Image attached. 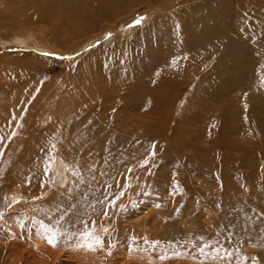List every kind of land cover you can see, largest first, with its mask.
Masks as SVG:
<instances>
[{
    "label": "rangeland",
    "instance_id": "374dc122",
    "mask_svg": "<svg viewBox=\"0 0 264 264\" xmlns=\"http://www.w3.org/2000/svg\"><path fill=\"white\" fill-rule=\"evenodd\" d=\"M113 1L0 0V109L12 108L14 98L37 83L82 98L63 119L55 118L52 106L25 115L38 128L63 125L51 132L57 146L47 151L48 175L40 172L29 185L10 179L0 190V264H49L36 221L57 232V239L70 223L66 216L57 223L62 215L51 209L58 194L83 180L77 156L89 150L60 144L70 132L67 119L86 109L97 114L90 127L101 118L102 130H115L111 135L120 145L106 140L103 148L117 153L100 159L123 166L124 184L116 207L86 222H95L91 231L108 251L118 247L112 260L85 248L79 237L73 250L54 249L68 252L51 264H71L79 251L105 264H244L241 256L247 264H264V215L250 217L264 213V0ZM153 143L156 155L142 167ZM13 201L19 202L8 208ZM81 221L76 218L72 228ZM126 223L134 228L125 233L131 242H110ZM143 227L147 231L138 235ZM217 240L235 251L231 261L211 249L200 255L198 246ZM152 241L160 244L152 248ZM165 248L170 258L160 260Z\"/></svg>",
    "mask_w": 264,
    "mask_h": 264
},
{
    "label": "bare ground",
    "instance_id": "6f19581e",
    "mask_svg": "<svg viewBox=\"0 0 264 264\" xmlns=\"http://www.w3.org/2000/svg\"><path fill=\"white\" fill-rule=\"evenodd\" d=\"M115 1H117V0H114L113 2H115ZM97 4L99 5L98 2H97ZM238 47H239V45H238ZM94 82L95 81H93V83ZM95 83H94V87H95ZM39 84L40 83H37L36 85L31 86L32 88L26 94H18V97L14 98V100L12 101L14 103V105H12L13 106L12 108H14L13 110H11L12 108L6 110L5 106L2 109H0V136L4 137V141L0 142V149L3 150V155H0V180H1L0 181V184H1L0 190L1 191L3 189L2 187L5 186L4 184L6 182H8L10 179L13 180V183H19L20 181L27 183L29 181V178H31V183H35L38 181V179L40 178V172L44 171V167H45V159L43 158V156H45V154H47L49 151H51L50 149H52V145L55 144V142H53L55 140L54 139L55 135L52 134L51 132H54L53 129H55V127H57V124L59 125V129L63 125V124H60L56 121L57 124L54 125V124H51L52 123L51 122L50 125H48V127L46 129L38 128V126L35 125L34 123H32V121L31 122H25L24 121L25 115H27V117H28V115H30V114L33 115L38 110H39L38 112H43L41 114H44L45 109L43 110V107L44 108L45 107L51 108V106H52L54 116L57 114V116H55V118L58 117L60 119H63L64 116H62V115L67 114L66 111H70V110L72 111L75 106L76 107L80 106L77 103V102L80 103V101L82 100V98L80 96L79 97L78 96L74 97L73 95L69 96L68 93L64 94L65 92L64 93H62V92H57V93L55 92L54 93V91L52 92V90H46L45 85H39ZM43 84H44V82H43ZM90 84H91V82H90ZM98 85L99 84H97L96 86H98ZM101 85H103V84L101 83ZM120 85L121 84H119L118 87ZM50 91L54 94L51 95L49 93ZM101 91H102V89H101ZM100 94H101V92H100ZM87 99L90 100L89 97ZM102 99H99V100H102ZM29 100H33L32 104H34V105H31L28 108L27 104H28ZM104 100H106V99H104ZM26 105H27V107H26ZM47 111H50V110H46V112ZM81 112L82 113L79 117L74 118L75 117L74 116L73 118L67 119L68 125L70 124V132L68 133L67 137L65 136L66 139L63 141L62 144H60V146H62L64 148H66V146H67V147L71 148L72 150L78 149L75 152H77V151L82 152V151H86V150H89V152H83V156H79L80 154H78V156H77V158L83 163L82 166L79 165V166H81L79 169L81 170V177H83V180L79 182V179H78L79 183H77L74 188H71L70 190L67 188L68 190H66L65 193L58 194L57 205L51 209L52 213H54L55 215L58 214V215L68 217L70 219V223L67 222L68 227L62 230V235H60L61 237H58L56 246H51L46 241L47 244L45 246V249H46V255H47L48 259H50L49 264H51V262H53V259L58 258L62 255L63 256L67 255L68 251H65V252L63 251L62 253L59 252L58 254H55L53 250L58 248V247L67 248V249L71 248V250H73L76 247L75 244L77 243L79 237H83V239L85 240V242H86L85 248H88L87 245L89 243H93L92 240H90L89 238H87L85 236H82L80 234L81 232H79L77 230V229H81L84 231L83 226L79 227L76 225L75 229H74V228H72L73 225H71V223H76V218L78 219V221H81L83 219H86L84 221H87V219H94V218L96 219V217L101 216V214L105 210V206L102 203H100V201H103L106 195L109 196V198H110L111 193H113V192L118 193L119 189H121L124 186L123 177H122V167L123 166L117 162L106 163L100 159L103 157H108L112 153H117V151H114V150L107 151V150H104L105 148H103L106 140H109V141L111 140L113 142V147L117 143L120 145L119 142L115 141V139L113 137L114 135L113 136L111 135V132L113 134L116 133L115 130H114V132L111 129L108 130V128L107 129L105 128L104 130H102V125H104V124H102L103 122L101 123V121H99V120H101V118L96 119V121H95L96 126L91 125V127H90L88 121H90L92 118H95L96 117L95 115H97V114H92V112H90L91 115H89V112H87V109L84 111H81ZM48 113L50 114V112H47L46 114H48ZM13 116H15L17 118H20L22 116L23 119L18 123L17 120L12 119ZM98 117H99V115H98ZM8 118H11V119H8ZM118 118H117V116H113L112 119H115L116 121H118ZM51 119H53V118H51ZM33 121H34V119H33ZM108 121H112V120H110V118H109ZM62 122H64V120H62ZM90 123L92 124L91 121H90ZM35 126H37V127H35ZM103 128H104V126H103ZM63 129H65V128H63ZM13 131L16 132V135L14 137H12ZM68 131H69V129H68ZM66 140H67V142H66ZM95 147H97L99 149L94 150ZM133 149L134 148H132V149L130 148L128 150V152L137 153V154H139L141 152V150L140 151H134ZM128 152L126 154H123L122 156L124 157V156L128 155ZM118 153L120 154V152H118ZM132 168L134 170L137 169V167H135V166H133ZM78 173H80V172H78ZM62 176H63V174H62ZM58 178H59V176H58ZM141 180L142 179H140V181ZM106 186H111V187L106 188ZM0 194H1V192H0ZM247 204L250 205L249 203H247ZM247 204L245 206L246 208L248 207ZM251 206H252V204H251ZM256 206L255 207L253 206V207L256 208ZM109 208L110 207H108V209ZM247 210H249V209L247 208ZM246 211H245V213L248 214L247 213L248 211L247 212ZM251 211H253V210H250V212ZM250 215H251L250 217H252V218H254V220H256V218H258V217H261V216L263 217L264 213H262V209H261L258 211L257 210L253 211ZM53 221L54 220H52V223H53ZM84 221H81V222H84ZM97 222H99V221L97 220ZM248 222H250V221L248 220ZM248 225H250V224L248 223ZM117 229H118V232L114 234V235L117 234V236L112 237L110 242H113V240H116L117 245H123V243L125 244V241H128V243L131 242L132 237H128V235H130V234L126 235L125 233H126L127 229H129V231L131 233L132 230L134 229L133 225L126 223L125 225H123L122 228L118 227ZM57 230H59V229H57ZM99 230L101 232V229H99ZM143 231H147V230H145V228L143 227L142 231H140V233L138 235L142 234ZM259 231H261V229ZM65 237L67 238V240L70 241V244L67 246L63 245L67 241ZM117 240H119V241H117ZM108 243H109V240H108ZM77 247H78V249L80 247L82 248V245H79ZM117 247H114L111 251H108L105 246L103 249L97 247L96 253L101 252V253H103L104 256L112 259L109 255H112L113 253H115ZM23 251L24 250L20 251L21 255H22ZM109 252L111 254H109ZM106 254H108V255H106ZM97 256H99V255H97ZM100 256H102V255H100ZM71 261H72L71 264H105V261L103 259L93 258L92 255L89 253L81 254L80 251L75 254L74 259H72ZM114 262H118L116 264H125V262L120 260V259H114ZM130 262H131L130 264H136L133 261H130ZM111 264H112V262H111Z\"/></svg>",
    "mask_w": 264,
    "mask_h": 264
},
{
    "label": "snow or ice",
    "instance_id": "6c2138e0",
    "mask_svg": "<svg viewBox=\"0 0 264 264\" xmlns=\"http://www.w3.org/2000/svg\"><path fill=\"white\" fill-rule=\"evenodd\" d=\"M142 19L140 21H138L137 23H141ZM177 27H179V25H177ZM45 55H50L48 53H45ZM112 57H109V60H111ZM23 119V117L21 116L20 118H17L15 116H13V120H17V122L19 123L21 120ZM16 135V132L13 131L12 133V137H14ZM4 141V137L0 136V142ZM56 146L53 144L52 148H55ZM156 148L157 145L155 143L152 144L151 146V151L148 153V156L145 157L144 163L143 165H141L142 167H146L149 163V159L154 157L156 155ZM0 155H3V150L0 149ZM47 156V160L48 163L45 164L44 167V173L45 175H48L49 172V167H50V162L52 159V155L50 153L46 154ZM129 171H132L131 169H129ZM29 183H31V178H29ZM42 184H44L45 182L42 181ZM111 186H106V188H110ZM124 196V192L120 191L118 193H111V197L109 198V196H105L103 201H100V203H102L105 206V210H104V215L107 216L108 215V207H116V201L119 199H122ZM19 201H13L12 203H9L7 205L8 208H11L13 206V204L18 203ZM161 205L158 203L156 204V207H160ZM5 218V213L3 211H0V220H3ZM64 219L63 216H61L60 219L57 220V223H60L61 220ZM19 223V227L20 228H25V222L24 221H18ZM36 223L39 225V228L41 229V234L44 235V238L47 240V243L51 246H56L57 244V236L58 233L52 231V229H50L48 227V225H46L45 223L41 222V221H36ZM95 227V222L93 221L91 227L88 225V223L85 221L83 222V229L84 231L82 233H80L82 236H85L87 238H89L90 240L93 241V243H89L87 246L89 249L91 250H95L97 247L103 249L104 245H105V241L101 238H99L98 236H95L94 233L91 231V228ZM105 231L107 232L108 229H105ZM201 240H203V238H199ZM147 243V241H145ZM228 242H231V235H229L228 237ZM160 242L159 241H152L150 242V247L152 248H156L157 245H159ZM109 248L114 247V245L109 244L108 245ZM169 247H175L172 244H169ZM208 249H211V252L214 253L216 255L217 258L221 259V260H229L231 261L235 255V251L234 250H229L227 247L224 246V244H221L219 240L214 241L213 243H208V242H203L200 246H198L197 250L199 251L200 255L202 256H208L210 253L207 251ZM109 254H111L109 252ZM182 253L179 251H174L172 252L173 256H180ZM160 260H165V259H169L170 256L168 255V248L164 249L163 254L159 255L158 257ZM240 260L244 262V264H247V261L249 260L248 257H244L241 256ZM254 260V258H253Z\"/></svg>",
    "mask_w": 264,
    "mask_h": 264
}]
</instances>
